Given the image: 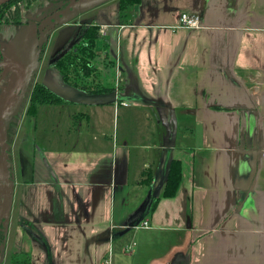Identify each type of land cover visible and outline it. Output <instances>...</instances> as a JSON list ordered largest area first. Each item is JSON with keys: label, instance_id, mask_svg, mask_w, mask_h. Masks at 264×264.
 <instances>
[{"label": "crops", "instance_id": "0c3cea01", "mask_svg": "<svg viewBox=\"0 0 264 264\" xmlns=\"http://www.w3.org/2000/svg\"><path fill=\"white\" fill-rule=\"evenodd\" d=\"M99 9L94 51L105 62L95 63L100 75L82 76L97 85L77 89L118 88L127 105L57 95L55 104L90 107L86 118L81 109L58 110L80 123L72 147L58 141L59 129L58 139L38 140L39 112L27 116L19 199L29 236L21 229L10 240L5 264H264V0H140L124 11L109 0ZM182 12L197 14L202 26L174 28ZM103 86L110 90L89 91ZM118 106L126 129L111 141L103 115ZM141 113L150 125L139 143L133 120ZM174 122L175 142L166 147ZM31 138L42 170L35 179ZM173 159L182 179L176 195L164 197ZM145 173L150 184L139 181ZM150 191L159 200L140 221L148 227H134L130 245L110 244L114 230L133 229L124 231L144 213Z\"/></svg>", "mask_w": 264, "mask_h": 264}, {"label": "flooded vegetation", "instance_id": "af4514ba", "mask_svg": "<svg viewBox=\"0 0 264 264\" xmlns=\"http://www.w3.org/2000/svg\"><path fill=\"white\" fill-rule=\"evenodd\" d=\"M76 1L78 0H17L15 4H19L21 7L23 5H28V9L26 7V12L22 15L14 16L10 15V13L2 15L0 11V99L9 92V86L14 78V70L11 68L10 64L6 63V55L9 43L15 36L19 26L28 22V16L33 15L38 26L40 28L43 26L42 30H46L52 25V22H59L63 19L70 18L72 16V13L70 12L61 15L59 14L62 11H66V9ZM100 7L80 15L73 19L71 23L76 24L83 19L97 16ZM95 25L97 26V24ZM57 36L58 31L53 32L49 38L47 48L49 45H52L54 50ZM76 40L77 39L74 37L67 39L55 56L69 48ZM85 40L86 35L75 43L72 48L68 49L67 53H65V55L54 65L65 57H68V55L78 52L80 44ZM43 58L44 56L42 57V61ZM54 65L50 66V69ZM48 68L47 65L45 70L40 69L39 73L36 72L34 76H28L27 78L25 77L21 79L16 93L17 97H28L24 112L20 115L6 116L4 123L2 124L0 122V264H5V258L10 249V240L19 235V230L24 229V224L21 223V201L19 199V186L22 185V182L24 181V174L27 166V163L25 162L26 130L23 116L24 114L30 116L27 114L30 99L37 84H43L45 76L47 84L55 86V82L53 81L54 72L52 69L50 74L46 75ZM30 147L32 150V165H30V167L33 179H35L37 176L41 175L42 170L36 160L38 154L34 138H31Z\"/></svg>", "mask_w": 264, "mask_h": 264}, {"label": "water", "instance_id": "95a60500", "mask_svg": "<svg viewBox=\"0 0 264 264\" xmlns=\"http://www.w3.org/2000/svg\"><path fill=\"white\" fill-rule=\"evenodd\" d=\"M11 0H0V6L10 2ZM109 0H78L73 3L66 11L60 12L59 15L65 13H72L70 18L63 19L59 22H52L46 30H42L38 26L36 19L33 15L28 16V22L19 26L15 36L10 41L7 48L6 63L11 65L14 70V78L9 86V92L0 99V122L3 124L6 116L20 115L24 112L28 97H17L16 91L19 88L20 81L22 78L28 76H34L35 73H39L42 65V57L47 49L49 38L53 32L58 31L57 40L54 46V50L51 54V59L48 64V70L46 75L50 74V66L54 65L62 56L67 53L68 49L72 48L75 43L81 40L89 31L90 28L96 26L98 16H92L81 20L76 24H72L71 21L80 15L88 13ZM84 26V27H83ZM84 28V29H82ZM74 37L77 40L73 42L69 48L62 53L55 56L67 39ZM23 76V77H22ZM46 76L44 77L43 84L47 86L56 95L62 98L74 101L77 103H83L87 105H100L107 103H116L122 101L121 95L117 89H114L108 93H87L83 90H79L76 87L65 84L64 87L48 85L46 82ZM29 96V95H27ZM15 109V110H13ZM177 130L176 122H174L173 128L169 131L168 142L165 144L166 147H173L175 142V134ZM149 192L148 200L146 203L145 211L141 217L130 224L124 231H128L130 228L137 227L141 220L144 219L145 215L151 209L154 197L157 196V192L153 194ZM248 197V193L244 196L243 201Z\"/></svg>", "mask_w": 264, "mask_h": 264}, {"label": "rangeland", "instance_id": "374dc122", "mask_svg": "<svg viewBox=\"0 0 264 264\" xmlns=\"http://www.w3.org/2000/svg\"><path fill=\"white\" fill-rule=\"evenodd\" d=\"M26 7L28 9V5L27 6H22L21 10H19L18 6H14L13 5V9H12V13L14 16H18L19 14H23L26 12ZM23 9V10H22ZM21 12V13H20ZM85 41H83L80 46L82 44H84ZM98 49L99 50H103L104 47L103 45H101V42L98 40ZM79 46V47H80ZM89 48V47H88ZM53 52V48L52 45L48 46L45 54H44V58L42 61V66L41 69L45 70V68L47 67L49 61H50V57L51 54ZM102 52V51H101ZM95 63H97L98 67L100 68V66H103V61L101 58L98 59H94ZM93 61V62H94ZM99 61V62H98ZM107 65V64H106ZM94 67L91 71H84L81 68H78L74 74H71L70 77H75V76H83V75H89L90 76H97L101 74V71H98V67ZM110 66V65H108ZM52 71H58L55 68V65L53 67H51ZM59 73V72H58ZM77 74V75H76ZM83 84H86L85 81L82 82ZM130 104H133L132 102H128ZM62 104H43V105H39L37 110L39 112V116L40 118L37 119V124H38V128H37V132H36V138L38 140L42 138H44V136L47 133L48 138H51L52 140L58 139L56 138V136H58L59 132L61 134V139H58V141L64 146V147H72V144L74 142H78L79 138H78V133L75 129L79 128V121L78 120H69L68 115L66 114H62V115H58V110L59 111H63L64 109L68 110L69 112H74V113H79L78 109H81V113H79L77 116L78 117H85L86 115H82V113L87 112V109L90 108L89 106H85V105H77V104H63L62 107L58 106ZM119 107L121 109H119ZM55 110V111H54ZM57 110V112H56ZM122 112L123 109L121 106H118L116 108L115 111H109L107 114L103 115V117L105 118V130L106 133L108 135V139L111 141H114L115 137H117V129H119V137H122L124 135V130L126 129L125 125H124V118L122 116ZM86 118V117H85ZM58 120V121H57ZM23 121L27 122L28 118L27 116L24 114L23 116ZM33 121V124H35V120L33 118H31V122ZM133 122L136 124L135 127H133L134 132L137 134V136L135 137V140L138 141L139 143H141L143 140V138L147 135H145L146 132V125L149 124L150 125V116H145V114L141 113L140 115H136L135 116V120H133ZM119 126V127H118ZM69 127H72V134H70V132L67 130V128L69 129ZM59 129V132L57 131ZM47 131V132H45ZM56 131V132H55ZM31 135L33 136V133L31 132ZM35 135V132H34ZM148 137V136H147ZM149 139V143H150V138H146L144 141H147ZM143 164V163H142ZM133 166H135V164H133ZM139 166H141V164H139ZM114 171L115 168L113 167V173L112 176L114 175ZM136 170L131 169V178L130 181L131 183H136L139 174L138 171H136V174L133 172ZM146 174V178L150 179V175L148 173ZM141 181V180H139ZM165 186V185H164ZM146 219H149V217H147ZM33 228V227H32ZM135 228L131 229L130 231H128L126 234H121V232L123 231L122 229H116L114 230V232L111 235V238L109 240V243L112 244L114 240H119L121 239L122 243H129L132 244L133 243V233ZM33 234L37 237H40L41 235H44V231H42L40 228H33ZM25 233V232H24ZM33 235V236H34ZM23 236H29L27 233L23 234ZM34 240V239H33Z\"/></svg>", "mask_w": 264, "mask_h": 264}, {"label": "trees", "instance_id": "16d2710c", "mask_svg": "<svg viewBox=\"0 0 264 264\" xmlns=\"http://www.w3.org/2000/svg\"><path fill=\"white\" fill-rule=\"evenodd\" d=\"M16 1L17 0H11L8 3L1 5L0 11L2 15L6 13H10V15H13L12 14L14 13L12 12L13 5L18 6L19 10H21L22 7L19 4H15ZM27 1H31V0H27ZM139 1L140 0H119L120 10L124 11L126 8L138 3ZM20 15L21 14H19L18 16ZM98 34H99L98 25L90 28L86 34L85 43L78 48V52L68 55V57H65L64 59L60 60L55 65V68L59 71V73L62 76V80L66 84H70L76 88L80 87L82 89L90 88L93 84H95V82L83 84L82 82L84 81V79L80 75L75 77H70V75L74 74L78 68H81L84 71L85 70L91 71L95 67L94 59H96V54L94 51V46H95V40L98 38ZM95 85H97V83ZM109 90L110 88L108 86H103L102 88L97 87L96 89H89V91L92 92L95 91L108 92ZM59 101H61L60 97H58L45 85L38 83L30 99V104L27 110V114L35 117L38 113L37 108L39 105L55 104ZM181 179H182L181 161L178 159H173L170 163L168 176L163 189V196L172 197L176 195ZM150 181L151 178L150 179L144 178L141 180V183L150 184ZM158 200L159 198L154 199V202L151 207V211H153L156 208Z\"/></svg>", "mask_w": 264, "mask_h": 264}, {"label": "built area", "instance_id": "2783aa9c", "mask_svg": "<svg viewBox=\"0 0 264 264\" xmlns=\"http://www.w3.org/2000/svg\"><path fill=\"white\" fill-rule=\"evenodd\" d=\"M202 26L201 19L197 14H192L189 12H182L179 16L178 24L174 28H200ZM117 85H119L117 83ZM118 90V88H116ZM122 103L126 104L127 102L124 101H117V104ZM264 156V152H263ZM141 227H148V222L144 221L139 224ZM133 249V246H128L126 248V251H131Z\"/></svg>", "mask_w": 264, "mask_h": 264}]
</instances>
